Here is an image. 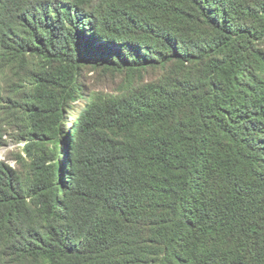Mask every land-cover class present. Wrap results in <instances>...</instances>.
<instances>
[{"label": "trees", "instance_id": "trees-1", "mask_svg": "<svg viewBox=\"0 0 264 264\" xmlns=\"http://www.w3.org/2000/svg\"><path fill=\"white\" fill-rule=\"evenodd\" d=\"M7 138L0 264H264V0H0Z\"/></svg>", "mask_w": 264, "mask_h": 264}, {"label": "rangeland", "instance_id": "rangeland-1", "mask_svg": "<svg viewBox=\"0 0 264 264\" xmlns=\"http://www.w3.org/2000/svg\"><path fill=\"white\" fill-rule=\"evenodd\" d=\"M86 73L88 86L94 89L110 90L121 80V76L101 69H89ZM19 148L20 143H15L7 138L6 142L0 144V159H8L12 162V157Z\"/></svg>", "mask_w": 264, "mask_h": 264}]
</instances>
